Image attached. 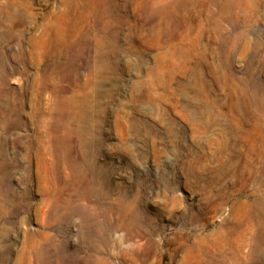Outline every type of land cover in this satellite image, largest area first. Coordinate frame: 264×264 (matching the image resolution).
Wrapping results in <instances>:
<instances>
[{"label":"rangeland","instance_id":"obj_1","mask_svg":"<svg viewBox=\"0 0 264 264\" xmlns=\"http://www.w3.org/2000/svg\"><path fill=\"white\" fill-rule=\"evenodd\" d=\"M0 264H264V0H0Z\"/></svg>","mask_w":264,"mask_h":264}]
</instances>
